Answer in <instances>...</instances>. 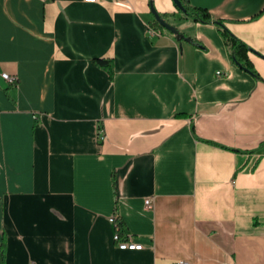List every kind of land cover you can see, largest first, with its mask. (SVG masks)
<instances>
[{
	"label": "crops",
	"instance_id": "0c3cea01",
	"mask_svg": "<svg viewBox=\"0 0 264 264\" xmlns=\"http://www.w3.org/2000/svg\"><path fill=\"white\" fill-rule=\"evenodd\" d=\"M189 2L255 74L173 0L183 38L149 0H0V264H264V0Z\"/></svg>",
	"mask_w": 264,
	"mask_h": 264
},
{
	"label": "trees",
	"instance_id": "16d2710c",
	"mask_svg": "<svg viewBox=\"0 0 264 264\" xmlns=\"http://www.w3.org/2000/svg\"><path fill=\"white\" fill-rule=\"evenodd\" d=\"M179 3V6H177L174 2V5L176 8L182 13L184 17L191 18L195 22L199 23H208V22H213L215 23L222 36L224 37V40L226 43L229 44L230 49H231V56L233 60L240 65L241 67L245 68L246 70L256 73L250 64V61L247 57V51L251 50L246 44H244L241 40L236 38L221 22V19H214L211 17L209 11L204 8V7H199L192 5L189 0H177ZM149 5H152V0H149ZM152 26L154 28H163L156 20L152 23ZM179 38H183L181 34L178 36ZM97 61L100 64H104L106 61L104 59H97ZM117 224L120 227V230L123 231L122 229V224L119 220H117Z\"/></svg>",
	"mask_w": 264,
	"mask_h": 264
},
{
	"label": "built area",
	"instance_id": "2783aa9c",
	"mask_svg": "<svg viewBox=\"0 0 264 264\" xmlns=\"http://www.w3.org/2000/svg\"><path fill=\"white\" fill-rule=\"evenodd\" d=\"M84 1H95V0H84ZM155 28L153 27H150L148 28V32L150 34H153L155 33ZM1 77L8 83H16V77L14 75H10L8 73H5V72H2L1 74ZM98 138H102V135L99 134L98 135ZM144 204L147 208L151 207V202L149 199H145L144 200ZM109 221L112 222L114 224V227H115V234H114V240L116 241L117 245L119 248H122V249H140L141 248V244H137V243H134V242H130V241H126V240H122L120 238V227L118 226L117 224V221H116V218L114 216H110L109 218ZM175 264H192L190 263L189 261H186V260H178L176 261Z\"/></svg>",
	"mask_w": 264,
	"mask_h": 264
},
{
	"label": "water",
	"instance_id": "95a60500",
	"mask_svg": "<svg viewBox=\"0 0 264 264\" xmlns=\"http://www.w3.org/2000/svg\"><path fill=\"white\" fill-rule=\"evenodd\" d=\"M177 6H179V3L177 0H173ZM150 10L155 18V20L165 29L168 31L174 33L177 37L180 33H178V30L170 23H168L164 18H162L156 10L153 8V6H150Z\"/></svg>",
	"mask_w": 264,
	"mask_h": 264
},
{
	"label": "rangeland",
	"instance_id": "374dc122",
	"mask_svg": "<svg viewBox=\"0 0 264 264\" xmlns=\"http://www.w3.org/2000/svg\"><path fill=\"white\" fill-rule=\"evenodd\" d=\"M153 27V26H152ZM154 28V27H153ZM156 29V28H155Z\"/></svg>",
	"mask_w": 264,
	"mask_h": 264
}]
</instances>
